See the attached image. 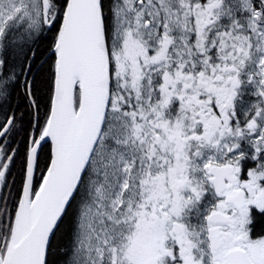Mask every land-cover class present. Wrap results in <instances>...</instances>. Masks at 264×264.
Returning <instances> with one entry per match:
<instances>
[{
	"label": "snow or ice",
	"instance_id": "6c2138e0",
	"mask_svg": "<svg viewBox=\"0 0 264 264\" xmlns=\"http://www.w3.org/2000/svg\"><path fill=\"white\" fill-rule=\"evenodd\" d=\"M0 264H264V0H0Z\"/></svg>",
	"mask_w": 264,
	"mask_h": 264
},
{
	"label": "trees",
	"instance_id": "16d2710c",
	"mask_svg": "<svg viewBox=\"0 0 264 264\" xmlns=\"http://www.w3.org/2000/svg\"><path fill=\"white\" fill-rule=\"evenodd\" d=\"M21 110L23 111V106L21 107Z\"/></svg>",
	"mask_w": 264,
	"mask_h": 264
}]
</instances>
